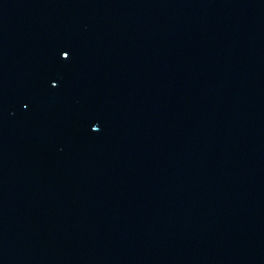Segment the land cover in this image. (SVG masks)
Wrapping results in <instances>:
<instances>
[{"label":"water","instance_id":"95a60500","mask_svg":"<svg viewBox=\"0 0 264 264\" xmlns=\"http://www.w3.org/2000/svg\"><path fill=\"white\" fill-rule=\"evenodd\" d=\"M0 264H264V0H0Z\"/></svg>","mask_w":264,"mask_h":264}]
</instances>
